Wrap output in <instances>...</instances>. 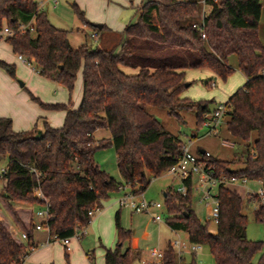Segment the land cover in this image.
<instances>
[{
    "label": "trees",
    "instance_id": "1",
    "mask_svg": "<svg viewBox=\"0 0 264 264\" xmlns=\"http://www.w3.org/2000/svg\"><path fill=\"white\" fill-rule=\"evenodd\" d=\"M201 1L144 0L137 8V20L124 27L115 50L72 47L68 31L54 26L37 0H0V31L4 27L10 30L4 40L14 53L69 91L80 68L82 74L77 108H71V101L39 102L44 108L65 111L61 126L43 121L40 138L34 137L37 129L15 131L11 119L0 116L3 201L42 207L40 192L48 204L45 225L49 234L63 238L72 236L75 227L87 225L91 221L88 211L101 207V200L119 184L128 185L134 193L143 192L152 178L177 161L183 145L148 107L165 108L181 122V111L193 110L196 129L200 128L208 104L181 96L185 71L206 68L224 79L233 72L230 55L237 57L245 81L225 101L226 129L244 144L245 155L229 161L207 155L204 161L216 172L257 180L264 191V47L258 36L261 0H204L210 8L203 18ZM72 6L97 33L98 28L84 19L78 6ZM201 23V28L193 26ZM0 66L14 74L13 65L0 61ZM124 67L136 72L127 73ZM100 128L107 129L110 136L96 140L93 134ZM106 147L114 149L121 182L95 159V152ZM236 162L239 167L231 168ZM168 192L164 205L166 223L172 230L185 231L190 243L207 245L216 264H254L252 259L264 242L246 237L244 208L251 209L256 221L264 222V201L256 194L242 195L233 186H220L219 219L211 233L191 206L190 189L186 195ZM119 217L118 210L114 214L116 243L104 248V264L133 261L131 248L122 250L130 232L121 227ZM33 228L30 224L28 238ZM32 246L18 243L0 222V264H21ZM163 264H176L169 243ZM255 264H264V252Z\"/></svg>",
    "mask_w": 264,
    "mask_h": 264
},
{
    "label": "rangeland",
    "instance_id": "2",
    "mask_svg": "<svg viewBox=\"0 0 264 264\" xmlns=\"http://www.w3.org/2000/svg\"><path fill=\"white\" fill-rule=\"evenodd\" d=\"M38 1L40 2V0ZM140 2L141 0H56V3L53 0L41 1L51 23L68 31V40L72 47L87 45L91 48H101L99 43L103 39L106 40L105 32L98 29V36H92L91 34L94 32L92 26L85 24L79 18L72 6L73 3L83 12L84 19L89 23L93 25L104 23L120 34L128 22L137 20V6L140 5ZM261 4L263 7L258 22V36L264 47V0H261ZM3 35L5 37L6 34L3 33ZM0 61L14 66L13 75H10L0 66V72L4 75L3 77L11 79L15 86L14 89L6 87L0 78V114L11 119L13 123L12 129L18 131L41 130L44 120L51 126H61L63 121L62 110L44 108L39 102L44 104L73 102L82 84L81 70L77 72L73 88L69 91L65 85L36 72L33 65L19 60L4 43L0 45ZM228 63L232 67L233 72L224 79L216 76L206 68H188L185 74V79L188 81L185 80V82L190 83V85L182 89V95L192 101H206L209 111L216 104L225 102L245 80L243 73L239 70L235 55L229 56ZM208 80L212 81L211 85H207L206 82ZM148 111L158 119L164 129L179 136L187 145L190 140L189 149L195 156L201 155L199 149L208 151L213 157L225 161L232 160L234 157L242 158L245 155L244 144L231 136L226 129L228 118L224 120L217 134L208 135L203 127L196 129L193 110L181 111L183 122L169 115L165 108L149 106ZM93 135L98 140L109 137L110 133L107 129L100 128ZM222 139L227 140L225 141L226 145L222 144ZM95 159L101 168L115 180L122 181L112 147L98 149L95 152ZM2 167H4V161L0 162V168ZM238 167L239 162L231 165L233 169ZM3 183V181H0V211L3 215L9 217L6 208L2 205L5 202L2 198ZM180 183L181 181L178 177L164 171L152 178L146 189L140 192L146 201L161 203L162 206L159 209L152 211V213L161 215V221L154 220L151 213L136 212L132 211L128 206H120L119 199L123 193L128 191L126 188H117L111 191L107 198L101 200L100 211L86 225V233L79 238L72 237V239L79 241L77 250H74L69 245L68 250L65 249L68 252L67 258L62 251L63 263L80 264L84 259H87V253L93 252V261L90 264H103L104 248H113L116 243L114 214L119 210L120 225L124 230L130 232L129 239L122 244V250L128 246L131 248L133 255L132 264H146L144 259L148 257L150 249L159 248L165 250L166 245L168 243L171 245V242L176 239L184 244L185 250L182 257L179 258L175 248L171 245L176 261L180 259L183 264L191 261L194 264H216L208 246L205 244H200L195 254L186 252V249L188 250L192 245L188 242L187 233L183 230H172L166 223L168 213L164 205V193L167 191H169L168 193L172 192ZM195 185L196 181L194 179L190 192L191 206L198 219L203 223H207L208 230L214 233L216 224L209 218L207 207L203 203L198 202L199 195L197 190H195ZM233 187L244 195L247 189L254 192L259 191L261 184L257 180H248L245 185H234ZM213 191L215 192V190ZM14 203L24 205L23 208H26L29 216L33 215V213L36 214V211L41 208V206L36 204ZM244 212L247 214L246 237L250 240H261L264 242V222L256 221L249 207L244 208ZM94 219H97V221L93 222ZM37 220L38 217L34 216V222H37ZM28 228L25 227L22 231H28ZM261 252H264V243L262 250L256 253L252 259L254 264L257 262ZM25 264H30V262L26 261Z\"/></svg>",
    "mask_w": 264,
    "mask_h": 264
},
{
    "label": "built area",
    "instance_id": "3",
    "mask_svg": "<svg viewBox=\"0 0 264 264\" xmlns=\"http://www.w3.org/2000/svg\"><path fill=\"white\" fill-rule=\"evenodd\" d=\"M53 2L56 3V0H53ZM201 3V18H203L204 16H206L210 5L206 4L204 0H202ZM193 26L201 28L203 24H193ZM2 32L4 34H10V30L7 27H4ZM91 35L96 37L97 33L94 31ZM202 36L204 37L203 33ZM17 57L19 60L29 64V62L21 54H17ZM226 113L227 105L225 104V102L218 103L214 109H212L211 111H207L203 114L201 127L205 128L207 130V133H214L216 131V128L219 127ZM189 143L187 145L185 142H183L181 156L165 171L179 178L181 183L174 191L182 195H186L188 189L191 190L192 182L195 179V190H197L199 195L198 202L203 203L207 207L209 212V218H211V220L215 224H217L219 219V199L217 195L218 188L220 186L245 185L249 179L245 176H236L233 174L228 175L224 172H216L214 168L208 166L204 161L205 156L210 155L209 152L205 151L204 155L201 154L200 156H195L191 153L189 149ZM3 171L4 168L2 167L0 169V172ZM125 188L128 191L123 193L122 197L119 199L120 206H128L132 211L136 212L143 211L151 213L152 218L154 220L161 221L162 217L159 213H152L154 209H159L162 206L161 203L146 201L141 193H134L128 185L119 184L118 186V189ZM213 190H215V192ZM246 194L249 196L256 194L261 199V201H264V191L261 187L257 192L250 191L249 189H247ZM37 195L40 199L44 200V205L36 211L35 215L39 218V221L33 224L34 229H46L49 232L48 227L45 225V221L49 216L48 204L46 202V199L40 192H38ZM100 209L101 207L95 206L88 211V214L90 215L91 219L96 213L100 211ZM85 233L86 225H81L75 227L74 233L70 237L61 238L54 233L49 234V238L51 241L61 242L65 246V249L68 250L70 239L72 237L79 238ZM21 237L27 238V231H22ZM191 244L192 245L189 247V249H186V252L190 254H195L199 248V244ZM171 245L173 246V248H175L178 257L181 258L183 252H185L184 244L176 239L171 242ZM163 260L164 250H161L159 248H152L148 251V257L144 259V262L146 264H163ZM176 264H182L180 259L176 261Z\"/></svg>",
    "mask_w": 264,
    "mask_h": 264
},
{
    "label": "crops",
    "instance_id": "4",
    "mask_svg": "<svg viewBox=\"0 0 264 264\" xmlns=\"http://www.w3.org/2000/svg\"><path fill=\"white\" fill-rule=\"evenodd\" d=\"M41 1L42 0H40V2L39 1L38 2L40 4L41 8L43 9ZM143 2H144V0H141L140 5ZM262 7H261V10H262ZM128 23H130V22H128ZM101 25L105 26V28H102V26H101L100 29L104 30L105 36H106L105 37L106 40L103 39L99 43L101 45V48H106V49L114 48L115 50H118L119 49V43L121 40V32L122 31L119 34L118 31H115L110 26H107L104 23H102ZM98 34H99V32H97L96 36H98ZM110 42H112V43H110ZM2 43H4L6 46H8L9 49L12 51L11 46L4 40L3 32L0 31V45ZM13 54H15L17 56L16 53L13 52ZM123 69L127 73L136 72V69H132V68H128V67H124ZM80 70H81V68L78 71H80ZM186 71H187V69H186ZM186 71H185V74H186ZM0 76H1L0 77L1 80L5 83L6 87H9L10 89H14L15 86L12 83L11 79H9L8 77H3L4 75L1 72H0ZM81 76H82V74H81ZM185 80L188 81L187 79H185ZM189 85H190V83L187 84V86H189ZM187 86H184V87H187ZM181 96L184 97L182 95V92H181ZM81 98H82V84L78 90L76 99L73 102H71V108H77L80 104ZM216 105H215V107H216ZM62 113H63L62 119L64 120L65 111L62 110ZM0 116H5V115L0 114ZM5 117H7V116H5ZM226 118H228L227 113L223 117L219 127L216 128V131L214 133H207V130L204 128L205 133L208 135L209 134H214V135L217 134L218 130L220 129V127L222 126V123L224 122V120ZM62 123H63V121H62ZM16 129H18V128L16 127ZM15 131H18V130H15ZM225 141H227V140L226 139L221 140L223 145H226ZM201 150H203V149H199L200 154H201ZM203 151H205V150H203ZM115 160H116V156H115ZM2 205L6 208L7 214L9 217H6L0 211L1 223L9 230V232L11 233L13 238L18 243L24 244V245L31 243L33 245L32 248H30L28 250V252H27L26 256L24 257L23 261L21 262V264H25L26 261H29L30 264H47L50 262H53L50 264H64L62 261V251H63V254L65 256V253H66L65 246L58 241H51L49 238V232L46 229H34L33 228L31 231V237L30 238H28V236H27V238L21 237V232H22L23 228L29 227L30 224L36 223V222H34V216H36L34 213H33V215L29 216V213L26 212V208H23L24 205H21V204H16V203L8 204V203L4 202V203H2ZM38 221H39V218H38L37 222ZM96 221H97V219L93 220V222H96ZM44 243H46V244L44 245ZM78 243H79V241L72 239V238L69 241V245H71L74 250L75 249L77 250ZM40 244H41V246L39 247ZM73 249H72V252H73ZM67 254H68V252H67ZM90 254L93 256V252H90ZM86 256H87V259H84L83 262H81L80 264H90L91 261H93L92 257L90 258L88 253L86 254ZM103 260H104V253H103Z\"/></svg>",
    "mask_w": 264,
    "mask_h": 264
},
{
    "label": "water",
    "instance_id": "5",
    "mask_svg": "<svg viewBox=\"0 0 264 264\" xmlns=\"http://www.w3.org/2000/svg\"><path fill=\"white\" fill-rule=\"evenodd\" d=\"M94 26L100 29L102 25L96 23V24H94ZM21 84H22V83H21ZM187 84H188V83H185V86H187ZM41 135H42V131H41L40 129H37V130H36V134L34 135V137H35V138H40ZM202 152H203V150H201V153H202Z\"/></svg>",
    "mask_w": 264,
    "mask_h": 264
}]
</instances>
